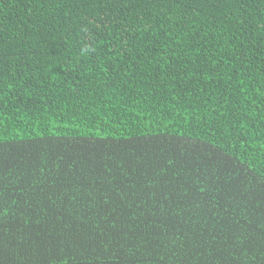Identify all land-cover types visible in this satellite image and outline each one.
<instances>
[{
    "label": "trees",
    "instance_id": "16d2710c",
    "mask_svg": "<svg viewBox=\"0 0 264 264\" xmlns=\"http://www.w3.org/2000/svg\"><path fill=\"white\" fill-rule=\"evenodd\" d=\"M0 192V264H264V0H0Z\"/></svg>",
    "mask_w": 264,
    "mask_h": 264
},
{
    "label": "snow or ice",
    "instance_id": "6c2138e0",
    "mask_svg": "<svg viewBox=\"0 0 264 264\" xmlns=\"http://www.w3.org/2000/svg\"><path fill=\"white\" fill-rule=\"evenodd\" d=\"M228 165H229V161H227V160H223V161L220 162V166L223 167V168H225V169H227ZM204 192H205V189H204V188H201V189L199 190V192H198V193H195L194 195H195V197H196L197 199H201L202 196H203V193H204ZM89 195H91V194L89 193ZM2 198H3V192H0V201H2ZM99 199H100V202L103 203V204H105V205H107L109 202L115 203L114 201H112V197H111V195H109L106 191H101V192H100V194H99ZM261 203H262V206H264V194H262V197H261ZM2 215H3V213L0 212V216H2ZM119 223H120V221L117 220L115 224H112V225H111V230L115 232V236H116V238H117L118 246L122 248V247H123V244H120V243H119V238H120V236H121V233H120L119 230L117 229V225H118ZM64 227L67 228V227H69V225H68L67 223H65V224H64ZM233 227H237V228H238L239 226L237 225V226H233ZM102 234H103V230H102ZM153 235H154L157 239L159 238V234H153ZM233 235L235 236V239H236L237 241L243 243L244 237H243L242 234H238V233L234 232ZM142 242H143V243H148L149 241H148L147 238H145ZM101 243H105V242H104V241H101ZM108 243H111V238H110V240L108 241ZM173 243H175V241H173ZM106 247H107V244L105 243V248H106Z\"/></svg>",
    "mask_w": 264,
    "mask_h": 264
}]
</instances>
